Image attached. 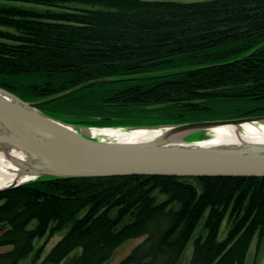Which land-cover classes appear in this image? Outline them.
Here are the masks:
<instances>
[{
    "label": "trees",
    "instance_id": "trees-1",
    "mask_svg": "<svg viewBox=\"0 0 264 264\" xmlns=\"http://www.w3.org/2000/svg\"><path fill=\"white\" fill-rule=\"evenodd\" d=\"M0 87L56 96L37 107L77 126L264 115V0H0ZM202 219L189 264H245L264 177H40L0 191V264L63 229L42 264H104L140 237L115 264H177Z\"/></svg>",
    "mask_w": 264,
    "mask_h": 264
},
{
    "label": "water",
    "instance_id": "water-1",
    "mask_svg": "<svg viewBox=\"0 0 264 264\" xmlns=\"http://www.w3.org/2000/svg\"><path fill=\"white\" fill-rule=\"evenodd\" d=\"M55 97L25 101L0 87V150L13 148L27 159L21 166L27 179L0 191L40 177H264L262 142L202 145L204 140L185 139L222 125L241 129L245 123L258 124L264 115L131 126L126 129L156 128L162 134L145 141L103 140L86 130L92 127H79L37 107Z\"/></svg>",
    "mask_w": 264,
    "mask_h": 264
},
{
    "label": "bare ground",
    "instance_id": "bare-ground-1",
    "mask_svg": "<svg viewBox=\"0 0 264 264\" xmlns=\"http://www.w3.org/2000/svg\"><path fill=\"white\" fill-rule=\"evenodd\" d=\"M86 130L90 134L98 135L103 139L109 138L119 141H145L155 139L162 134V131L156 128L135 130L90 128ZM212 131L214 132L212 137L200 141L202 145L234 144L246 141L264 143V122L258 124L245 123L241 129L227 124L216 127ZM26 161L25 156L16 149L0 150V188L6 187L15 181L20 182L27 179L21 167Z\"/></svg>",
    "mask_w": 264,
    "mask_h": 264
},
{
    "label": "rangeland",
    "instance_id": "rangeland-1",
    "mask_svg": "<svg viewBox=\"0 0 264 264\" xmlns=\"http://www.w3.org/2000/svg\"><path fill=\"white\" fill-rule=\"evenodd\" d=\"M79 127H92V128H113V129H119L121 128L122 130H127V127H131V126H79ZM214 134L213 131H205V132H196L193 134H190L188 136L185 137V139L187 141H191V140H205L208 139L210 137H212V135ZM94 138H98V139H103L102 137L98 136V135H93L91 134ZM103 140H113V139H103ZM165 196H161L160 199H164ZM203 221L204 219H202L199 223V225L197 226L196 230L194 231L190 241L188 242L184 253L182 255V257L180 258V260L178 261L177 264H189L191 255H192V251H193V241L194 239L197 237V235L201 232V228L203 225ZM36 222L32 221L28 228H33L35 226ZM230 225V221L227 220V217L225 218V220L223 221L220 231H219V239H222L228 228ZM1 227V226H0ZM66 232V229H63L60 232L55 233L52 237L47 238L45 240V238H41V239H36L34 240V251L30 254V256L28 257L27 260L22 261L20 264H29L31 262V260L33 259L35 253L37 251H39V249H43L40 255V258L35 262V264H42L43 259L45 258V256L47 255V253L49 252V250L54 246V244L64 235V233ZM144 237H140V238H133V239H129L126 240L124 243H122L119 247H117L112 255V257L105 262L104 264H115L118 261H120L123 257H125L129 251L137 244L139 243ZM256 241H257V236L255 235L252 239V242L249 246V250L246 256V261L245 264H264V248H262L258 254L255 253L256 251ZM79 252V249L74 250L72 253H70L66 258H64L59 264H67L68 262H70L71 260L74 259V257L77 255V253Z\"/></svg>",
    "mask_w": 264,
    "mask_h": 264
}]
</instances>
